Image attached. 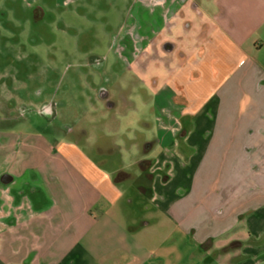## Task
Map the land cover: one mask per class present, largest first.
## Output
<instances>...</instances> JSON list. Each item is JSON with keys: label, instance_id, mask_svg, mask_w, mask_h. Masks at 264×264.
Instances as JSON below:
<instances>
[{"label": "crops", "instance_id": "1", "mask_svg": "<svg viewBox=\"0 0 264 264\" xmlns=\"http://www.w3.org/2000/svg\"><path fill=\"white\" fill-rule=\"evenodd\" d=\"M138 2L159 38L154 58L160 44L171 62L168 75L151 76L157 133L142 149L149 156L162 147L161 157L136 161L151 166L150 184L115 183L94 163L93 181L69 184L61 197L24 181L40 196L16 202L10 194L14 212L0 221V237L21 230L26 245L18 251L0 239V264H199L212 250L227 252L228 241L218 243L233 236L239 253L228 264H264V0ZM27 141L51 148L43 135ZM68 146L57 157L82 158ZM177 169L190 184H171ZM130 189L157 214L135 225ZM189 247L200 259L190 261Z\"/></svg>", "mask_w": 264, "mask_h": 264}, {"label": "rangeland", "instance_id": "2", "mask_svg": "<svg viewBox=\"0 0 264 264\" xmlns=\"http://www.w3.org/2000/svg\"><path fill=\"white\" fill-rule=\"evenodd\" d=\"M138 1L0 0V221L14 212L5 205L10 196L6 189L28 180L61 197L69 184L93 181L92 163L109 175L126 168L135 174L134 184H150L136 161L159 157L163 151L156 146L148 156L142 149L150 147L157 133L151 76L168 75L171 62L160 44L154 58L151 42L159 43V38ZM37 4L43 7L39 20L32 12ZM257 38L264 40V33ZM103 88L115 99L114 108L101 98ZM46 101L55 103L53 118L32 112ZM42 135L51 143L52 157L27 141ZM70 144L77 146L82 158L67 162L57 157ZM32 163L39 165L33 168L38 180L26 169ZM175 172L171 184H190L186 171ZM6 173L15 177L10 184L1 182ZM129 193L125 205L135 225L157 214L143 207V198L132 189ZM133 198L135 202H130ZM23 235L21 230L3 231L1 244L22 250ZM237 237L218 243L228 241L227 252L212 250L199 264L230 263L239 253L232 245ZM193 249L189 247L190 261L200 259Z\"/></svg>", "mask_w": 264, "mask_h": 264}, {"label": "flooded vegetation", "instance_id": "3", "mask_svg": "<svg viewBox=\"0 0 264 264\" xmlns=\"http://www.w3.org/2000/svg\"><path fill=\"white\" fill-rule=\"evenodd\" d=\"M42 8L43 7L40 4H37L36 6L33 7L32 12L35 13L36 17L37 15L43 13ZM37 18H38L37 20H39L40 17H37ZM165 48L171 50L174 48V46H172V44H166ZM100 96L105 101L108 108L111 109L116 106V101L115 99H113L110 91L107 88L101 89ZM32 112L36 114L37 116L42 115V116H47L49 118H53L56 115V106L53 101L51 102L46 101L40 107L34 108ZM6 191L9 194H12L16 202H21L22 199L25 197H27L31 201H34L37 197L40 196L39 189L36 188L35 186H30L29 184H24L20 188L12 189L11 191L6 189ZM26 264H29V263L26 262Z\"/></svg>", "mask_w": 264, "mask_h": 264}, {"label": "trees", "instance_id": "4", "mask_svg": "<svg viewBox=\"0 0 264 264\" xmlns=\"http://www.w3.org/2000/svg\"><path fill=\"white\" fill-rule=\"evenodd\" d=\"M187 133V130L186 129H183L182 130V132L180 133V136H184L185 134ZM154 142L155 141H153V143L151 144V145H153L154 144ZM136 165H138V167H142L143 169H142V172H144L145 174H148L149 175V179H151L153 176H154V172H149V168L151 167V166H149L148 168H144L143 166H142V164H141V161L140 162H137V164ZM33 174H35L34 172H32V175ZM36 175V174H35ZM134 173L133 172H131V171H129L128 169H126V168H119V169H117L115 172H114V174H113V180H114V182L115 183H119V182H123V181H127L128 180V182H133L134 181ZM37 176H35V178H36ZM34 178V179H35ZM170 178V175L169 174H167V175H164V177H163V180L164 181H167L168 179ZM39 191H41V190H39ZM49 204V203H48ZM237 244H239V242H234V243H232V245H237ZM204 246H206V244L204 245Z\"/></svg>", "mask_w": 264, "mask_h": 264}, {"label": "water", "instance_id": "5", "mask_svg": "<svg viewBox=\"0 0 264 264\" xmlns=\"http://www.w3.org/2000/svg\"><path fill=\"white\" fill-rule=\"evenodd\" d=\"M14 180V176H12L11 174H3L1 176V181L4 183V184H10L11 182H13Z\"/></svg>", "mask_w": 264, "mask_h": 264}]
</instances>
